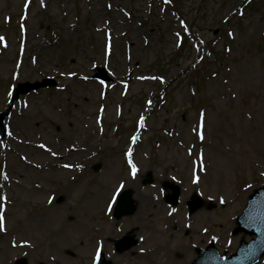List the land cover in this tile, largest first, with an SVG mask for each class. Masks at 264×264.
I'll list each match as a JSON object with an SVG mask.
<instances>
[{"label":"rangeland","instance_id":"1","mask_svg":"<svg viewBox=\"0 0 264 264\" xmlns=\"http://www.w3.org/2000/svg\"><path fill=\"white\" fill-rule=\"evenodd\" d=\"M0 37V113L18 84L57 82L21 96L0 138V264H91L119 181L142 191L131 155L157 187L182 185L180 212L206 198L198 237H168L170 251L212 234L228 258L255 238L233 232L264 186V0H0ZM97 67L112 81L94 80ZM166 211H150L163 216L152 245ZM132 255L114 263H161Z\"/></svg>","mask_w":264,"mask_h":264},{"label":"flooded vegetation","instance_id":"2","mask_svg":"<svg viewBox=\"0 0 264 264\" xmlns=\"http://www.w3.org/2000/svg\"><path fill=\"white\" fill-rule=\"evenodd\" d=\"M152 199V197L144 198L145 203L147 200ZM167 197L162 198V202L164 205H159L160 207H164L166 209V206H169L167 204ZM156 207V206H155ZM140 210L139 205H137V213ZM156 226V220H154L152 217H143V216H136L135 219H131L128 221L123 220H106L103 224V232L100 235V248L101 250L106 254H111L112 257L117 258L118 255H120L116 248V241L120 240L121 238L127 236L130 237L129 231L130 228H132V234L135 236L132 238V240H136L137 244L126 253L133 252L132 257L136 259L138 255H141L140 258H143L149 262H153V259L155 258V263L157 261L161 262L162 264L164 261H171L172 259H184L185 252L189 251L188 248L189 245L184 244L182 249H185L183 252V255L180 254V251H170L167 246L160 247L159 252L157 251L156 247H153V238H154V230ZM198 228V225L196 226ZM127 229V230H126ZM170 229V221L166 220L164 224V230ZM175 230H178V227H175ZM190 235L189 231L185 232L184 238L182 242L187 241V237ZM196 238L198 237L197 234H195ZM200 241V238H198ZM95 243V246L97 244V241H93ZM92 242V243H93ZM92 244L90 245V247ZM95 248V247H94ZM191 249V248H190ZM178 252L179 254L176 255V258H173V254H176ZM195 252V249H194ZM160 253V256H159ZM162 258V259H161Z\"/></svg>","mask_w":264,"mask_h":264},{"label":"water","instance_id":"3","mask_svg":"<svg viewBox=\"0 0 264 264\" xmlns=\"http://www.w3.org/2000/svg\"><path fill=\"white\" fill-rule=\"evenodd\" d=\"M55 85L53 81L44 80L42 83L26 84L16 90V99L20 93H28L31 90H37L42 87ZM9 112L0 115V131L4 136L5 131L3 121ZM239 228L237 232L245 231L248 234L256 235L257 238L249 244L242 243L236 255L229 260L224 257L216 256L212 249V257H204L197 264H255L264 256V188L257 190L250 198L248 206L243 215L238 219ZM19 264H26L20 261Z\"/></svg>","mask_w":264,"mask_h":264},{"label":"snow or ice","instance_id":"4","mask_svg":"<svg viewBox=\"0 0 264 264\" xmlns=\"http://www.w3.org/2000/svg\"><path fill=\"white\" fill-rule=\"evenodd\" d=\"M167 2H168V0H165V3H167ZM3 39H4L3 37H0V41H3ZM201 127H202V125H201ZM200 139L201 140L204 139L202 132L200 134ZM41 147H43V145H41ZM136 171H137V169H136L135 165H132V174H133V177H135ZM3 230H4V220H3V217L0 216V231H3ZM97 255H99V253Z\"/></svg>","mask_w":264,"mask_h":264},{"label":"bare ground","instance_id":"5","mask_svg":"<svg viewBox=\"0 0 264 264\" xmlns=\"http://www.w3.org/2000/svg\"><path fill=\"white\" fill-rule=\"evenodd\" d=\"M34 170L36 171L37 168L34 169ZM107 185H108V184H107ZM107 185H105V187L101 188L100 195H98V196L95 198V200H97V201H102V199H103V197H104V194L106 193V191H107V189H108V187H109V186H107ZM138 200H140L141 202H144V197L139 195ZM185 255H188V251L185 252ZM174 264H175V263H174Z\"/></svg>","mask_w":264,"mask_h":264},{"label":"trees","instance_id":"6","mask_svg":"<svg viewBox=\"0 0 264 264\" xmlns=\"http://www.w3.org/2000/svg\"><path fill=\"white\" fill-rule=\"evenodd\" d=\"M176 2V0H174Z\"/></svg>","mask_w":264,"mask_h":264}]
</instances>
